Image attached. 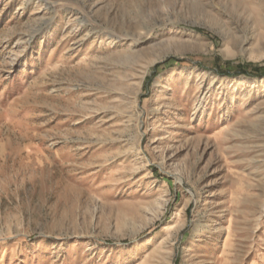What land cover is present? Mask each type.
Here are the masks:
<instances>
[{
    "label": "rangeland",
    "instance_id": "rangeland-1",
    "mask_svg": "<svg viewBox=\"0 0 264 264\" xmlns=\"http://www.w3.org/2000/svg\"><path fill=\"white\" fill-rule=\"evenodd\" d=\"M0 264H264V0H0Z\"/></svg>",
    "mask_w": 264,
    "mask_h": 264
},
{
    "label": "bare ground",
    "instance_id": "bare-ground-1",
    "mask_svg": "<svg viewBox=\"0 0 264 264\" xmlns=\"http://www.w3.org/2000/svg\"><path fill=\"white\" fill-rule=\"evenodd\" d=\"M260 18H261V17H260ZM261 19H262V18H261ZM261 19H260V20H261ZM257 20H258V19H257ZM260 20H259V21H260ZM261 21H262V20H261Z\"/></svg>",
    "mask_w": 264,
    "mask_h": 264
}]
</instances>
